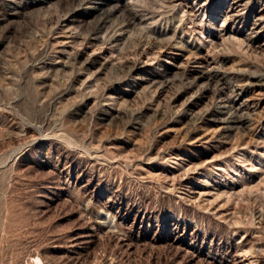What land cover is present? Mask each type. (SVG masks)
Listing matches in <instances>:
<instances>
[{"label": "rangeland", "instance_id": "374dc122", "mask_svg": "<svg viewBox=\"0 0 264 264\" xmlns=\"http://www.w3.org/2000/svg\"><path fill=\"white\" fill-rule=\"evenodd\" d=\"M236 2L0 0V264H264V0Z\"/></svg>", "mask_w": 264, "mask_h": 264}, {"label": "bare ground", "instance_id": "6f19581e", "mask_svg": "<svg viewBox=\"0 0 264 264\" xmlns=\"http://www.w3.org/2000/svg\"><path fill=\"white\" fill-rule=\"evenodd\" d=\"M10 1H11V0H10ZM233 2H234V1H233ZM102 3H103V2H102ZM236 3H237V6H239V8H238V10H237L238 12H236V13L234 14V12H235V11H234L233 14H234V15L242 14V10H244V9H243V8H244V7H243L244 4H242L241 0H238V2H236ZM102 5H103V4H102ZM117 5H119V4H117ZM128 5H129V3H128ZM234 5H235V4H234ZM237 6H236V7H237ZM91 7H93V6H91ZM95 7H96V6H95ZM100 7H101V5H100ZM119 7H120V6H119ZM119 7H118V8H119ZM229 8H230V7H229ZM88 9H89V8H88ZM113 9H114V8H113ZM233 9H235V7H233ZM114 10H115V9H114ZM230 10H231V9H230ZM235 10H236V9H235ZM261 11H262V10H261ZM106 15H107V14H106ZM263 17H264V16H263ZM257 20L260 21V20H263V19H262V17H258ZM66 25H67V24H66ZM64 26H65V25H64ZM67 32H68V29H67ZM69 33H70V32H69ZM74 35H75V34H74ZM232 113H233V112H232ZM237 113H238V112H237ZM229 114H230V113H229ZM229 114H228V115H229ZM241 114H242V113H241ZM233 115H235V114H233ZM233 115H232V116H233ZM230 116H231V115H230ZM236 118L238 119L239 116H238V117L236 116ZM244 118H245V117H244ZM219 119H222V118H219ZM240 119H241V118H240ZM240 119H239V121H240ZM222 120H223V119H222ZM225 121H226V120H224V122H225ZM229 121H230V119H229ZM235 121H236V120H235ZM236 122H237V121H236ZM225 123H226V122H225ZM232 123H233V122H232ZM239 125H240V124H239ZM37 260H38V262H39L40 264H42V262H41V260H40L39 258H38Z\"/></svg>", "mask_w": 264, "mask_h": 264}]
</instances>
